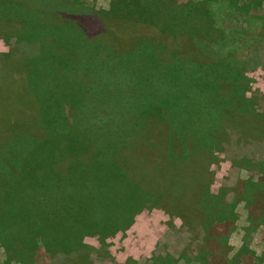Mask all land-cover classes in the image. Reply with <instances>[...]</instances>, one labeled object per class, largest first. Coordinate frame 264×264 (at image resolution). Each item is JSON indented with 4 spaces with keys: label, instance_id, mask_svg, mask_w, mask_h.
I'll return each instance as SVG.
<instances>
[{
    "label": "rangeland",
    "instance_id": "1",
    "mask_svg": "<svg viewBox=\"0 0 264 264\" xmlns=\"http://www.w3.org/2000/svg\"><path fill=\"white\" fill-rule=\"evenodd\" d=\"M29 3L33 16L48 22L46 27L37 30L41 49L48 58L38 64L37 77L30 75L33 71L27 73L29 65L25 64V48H16V37L12 35L7 41L6 35L14 33L22 19H31L26 3L24 0H0V32L5 35L3 38L0 34V166L7 158L19 163V159L30 157L41 145L46 147L55 142L61 147L67 146L73 134L89 139V144L95 149L100 142L106 141V137L123 142L122 135L136 124V128L144 130L152 126L149 131L156 126L163 133L167 129L165 117H169V124H175L177 128L190 129L197 124L204 132H209L219 118L218 106L213 105L210 99L215 91L223 95L230 93L231 84V93L237 96L238 104L232 106L238 110H231L226 118L230 137L238 131L235 126L238 127V121L243 119L240 116L251 118L253 111L257 113L254 115L264 116V68L252 64L257 60L252 59L253 54L250 55L253 50L251 38L256 29L254 33L245 30L243 37L233 36L236 39L230 48L238 49L234 52V60L228 53L223 58H213L202 52L199 43L208 48L212 45L209 39L215 43L221 33L207 29L202 21L194 18V14L190 19L184 18L178 2L168 23V12L152 17L159 27L175 29L178 33L176 39H160L167 45L166 50L153 46L148 49L140 43L132 53L133 58H128V54L118 53L115 47L113 49L115 41L110 37L99 41L70 20L50 23L53 22L54 8L60 5L64 9L63 14L82 17L84 28L92 29L93 35L98 34L106 18L99 12L110 9L111 0H32ZM221 16L225 18L224 13ZM123 25L121 28L125 33L133 26ZM237 26L243 30L249 27L244 20L239 22L227 18L223 36L230 35ZM113 27L115 31L117 26ZM198 29L206 30L207 34L202 36ZM137 30L145 33L148 28L135 25L132 32L138 33ZM186 30L195 36L194 40L187 37ZM23 45L28 44L23 42ZM133 47L131 45L130 48ZM243 65L248 68L242 73ZM152 68L157 74L155 77L150 75ZM47 72L44 78L49 75L48 83L43 87L45 83L43 79L40 81V74ZM135 72L139 74H133ZM21 78L25 86L32 88L27 96ZM216 84L221 85V90L216 89ZM21 96L31 98L27 102L30 106L13 105L12 110L9 106L15 100L19 101ZM8 110L14 112L16 120L21 111L22 123L26 125L23 132L29 130L32 133H21L7 125L3 119L9 116ZM54 112L60 114V120L54 121L50 117ZM172 112L178 117H173ZM256 128L263 130L264 123H258ZM163 137L167 139L166 135ZM127 139L130 143L127 147L135 145L136 138L131 133ZM76 154L82 159H91L87 150H78ZM216 155L217 162L212 164L211 191L220 193L223 190L226 201L235 205V224L228 221L216 223L209 232L199 227V233L194 236L177 215L158 207L144 209L125 231H117L105 238L99 233L82 238L87 255L85 259L81 257V264H204L200 258L203 253L198 249L202 246L209 253L208 264H264V166L263 170L251 173L248 168L235 165L225 153L217 152ZM72 157L70 154L61 159L59 165L64 171ZM18 169L16 166V171ZM251 189L262 191L261 198L251 200L252 194L247 192ZM119 210L113 211V220L122 218ZM192 237L197 238L193 240ZM203 237L219 238H211L204 244ZM224 237H229L227 254L222 249ZM45 249L38 247L30 264H63L58 255L52 257ZM72 259L63 261L65 264L76 263ZM0 264L25 263L10 259L0 244Z\"/></svg>",
    "mask_w": 264,
    "mask_h": 264
},
{
    "label": "trees",
    "instance_id": "2",
    "mask_svg": "<svg viewBox=\"0 0 264 264\" xmlns=\"http://www.w3.org/2000/svg\"><path fill=\"white\" fill-rule=\"evenodd\" d=\"M30 1L32 0H24L27 12L32 11L28 6ZM178 2L179 9H183L184 18L190 19L194 14V18L202 21L207 29L221 33L215 43L209 39L212 45L208 48L198 42L202 52L213 58H223L228 53L234 60V52L238 49L230 48L236 39L233 36L243 37L245 30L254 33L256 29V36L251 38L253 50L250 55L253 54L252 59L257 60L252 64L264 68V0H111L112 7L99 12L103 17L106 16L105 23L102 30L94 35L92 29L84 28L82 17L65 15L62 13L64 9L58 5L54 8L53 22L50 23L70 20L73 25L99 41L112 38L115 41L113 49L115 47L118 53L128 54V58H133L132 53L140 43H144L148 49L153 46L166 50L167 45L161 40L176 39L178 33L175 29L159 27L154 24L152 17L154 14L168 12V23L170 13L178 7ZM214 4L216 6L213 8ZM11 14L12 9L10 16ZM28 16L30 20L22 19L14 33L6 35L7 41L12 35L16 37V48H25V64L29 65L27 73L33 71L30 75L35 74L37 77L38 64L48 59L41 49L43 47L41 40L37 38V30L46 27L48 22L44 18L38 19L31 12ZM229 17L239 22L244 20L248 22L249 27L243 30L237 26L230 35L223 36V26ZM218 20L221 21L218 23ZM29 23L30 26L27 25ZM123 24L133 26L125 33L121 28ZM135 25H142L148 28V31L142 33L137 30L138 33H134L132 30ZM168 25L176 27L174 24ZM113 26H117L115 31ZM198 30L202 36L207 34L206 30ZM164 32L171 35L165 33V37ZM0 34L3 36V33ZM185 34L190 40H194L195 36L189 31L186 30ZM23 42L28 45L24 46ZM131 45L134 46L133 50ZM168 53L176 55L174 52ZM241 68L243 73L248 66L243 65ZM48 73H41L43 78L39 76L40 81L44 80L43 87L48 83L49 75L44 78ZM150 75L157 76L153 68ZM60 77L57 76V79ZM22 81L23 78L21 85L27 96L32 88L25 86ZM27 84L29 85L28 81ZM232 88L231 84L230 93L223 95L215 91L211 97L213 105L218 106L219 118L214 129L209 132H204L197 124L190 126V129L179 126L177 128L175 124H169V117H165L163 120L167 123V133H161L156 126L150 131L152 126L145 130L136 128V124L122 135L123 142L106 137V141L100 142L95 149L89 144V139L73 134L69 137L67 146L61 147L55 142L46 147L41 145L30 157L19 159V163L5 159L4 165L0 166V170H3L0 176V244L6 249L9 258L30 264L34 260L36 249L44 247L45 252L52 257L58 255L63 264L65 258H73L76 262L74 264H81L87 255L82 238L94 233H99L105 238L117 231H125L133 224L134 217L140 211L154 207L180 217L184 226L194 236L199 233V227L209 232L216 223L228 221L235 224V205L226 201L223 190L220 193L211 191L214 177L212 164L217 162L216 153L223 152L235 165L246 167L251 173L263 170L264 129L258 130L256 126L258 123H264V116L254 115L257 114L256 111H253L251 118L240 116L239 118L243 119L238 121V127L235 126L238 131L233 132V137H230V126L225 125L226 118L231 110H238L232 106L238 105L237 96L231 93ZM216 89L221 90V85H217ZM29 100L31 98L21 96L19 101L15 100L9 107L13 110V105L30 106L27 103ZM12 110H8L9 116L3 121H7V125L20 130L21 133H32L29 130L23 132V126L26 125L22 123V113L18 112L20 114L16 120ZM59 115L54 112L50 117L57 121L60 120ZM172 115L178 117L175 112H172ZM129 133L136 138L133 148L127 147L130 145L127 139ZM200 133L204 137L199 136ZM165 135L167 139H164ZM78 150L89 151L91 159L78 157ZM70 154L73 156L72 160L64 171L59 163L61 164L63 157H69ZM16 166L20 170L16 171ZM247 192L252 194L250 199L255 201L260 199L263 193L254 189ZM118 208L122 218L113 220L111 215ZM196 238L192 237L193 240ZM211 238L218 240L219 237H203L204 244ZM224 239L221 248L227 254L230 248L229 237ZM202 247H198L203 253L200 258L204 264H208L209 253Z\"/></svg>",
    "mask_w": 264,
    "mask_h": 264
}]
</instances>
